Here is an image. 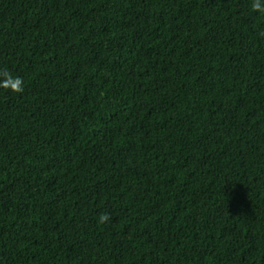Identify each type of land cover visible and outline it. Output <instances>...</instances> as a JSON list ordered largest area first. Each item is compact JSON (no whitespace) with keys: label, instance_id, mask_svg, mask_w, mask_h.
Masks as SVG:
<instances>
[{"label":"trees","instance_id":"trees-1","mask_svg":"<svg viewBox=\"0 0 264 264\" xmlns=\"http://www.w3.org/2000/svg\"><path fill=\"white\" fill-rule=\"evenodd\" d=\"M251 4L0 0V264H264Z\"/></svg>","mask_w":264,"mask_h":264},{"label":"clouds","instance_id":"clouds-1","mask_svg":"<svg viewBox=\"0 0 264 264\" xmlns=\"http://www.w3.org/2000/svg\"><path fill=\"white\" fill-rule=\"evenodd\" d=\"M251 8L253 12L264 16V0H252ZM264 35V32L261 33ZM0 89L11 92L14 95L23 94L25 90V82L19 76H14L7 68H0ZM110 220L107 213L100 215L99 222L101 224Z\"/></svg>","mask_w":264,"mask_h":264}]
</instances>
